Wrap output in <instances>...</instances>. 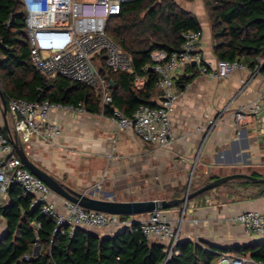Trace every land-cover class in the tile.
<instances>
[{"label":"crops","instance_id":"0c3cea01","mask_svg":"<svg viewBox=\"0 0 264 264\" xmlns=\"http://www.w3.org/2000/svg\"><path fill=\"white\" fill-rule=\"evenodd\" d=\"M173 1L197 18L202 31L198 50L205 62L213 66L217 59L202 0ZM99 67L101 72L100 62ZM250 71H236L227 79L196 74L183 89L176 86L178 97L171 115L173 141L166 149L143 143L130 131H118L108 116L88 112H54L51 117L59 122L60 136L50 142L33 139L22 145L35 166L70 189L79 193L94 191L99 199L111 194L120 202L148 200L143 196L158 190L160 178L162 182L179 181L192 170L205 174L214 169L242 173L250 170V174L264 177V111L259 115L251 114L241 125L232 118L236 108L251 104L264 92V80L261 76L251 78ZM101 75L109 85L108 94H111L113 83L107 79L106 71ZM183 77L190 76H181L175 82ZM160 96V91L156 90L153 103L157 105ZM99 100L102 108L100 97ZM215 118L218 121L208 132L206 125ZM0 127L13 133V118L8 111L3 116L1 102ZM251 189L253 194L246 198L226 194L223 201L204 196L188 202L185 210L181 206L161 211L175 222L183 215L179 242L219 248L254 245L264 242V234L249 235L241 225L231 221L239 213L264 211V195L255 196L259 189ZM51 200L58 210L62 209L60 197L53 195ZM145 217L129 219L135 222ZM120 230L109 227L92 231L100 236H112ZM6 231V223L0 217V237Z\"/></svg>","mask_w":264,"mask_h":264},{"label":"trees","instance_id":"16d2710c","mask_svg":"<svg viewBox=\"0 0 264 264\" xmlns=\"http://www.w3.org/2000/svg\"><path fill=\"white\" fill-rule=\"evenodd\" d=\"M191 1V0H188ZM210 24L213 53L218 60L238 61L249 70L256 59L264 57V0H202ZM156 4L155 8L152 6ZM148 11L152 28L159 40L144 42L141 38V13ZM200 30L197 18L171 0H133L123 6L118 16L109 19L108 37L128 53L133 72L112 73L97 56L101 73L106 71L113 83L112 102L100 108L99 97L89 87L63 77L48 79L36 72L30 61L25 24V12L19 0H0V90L8 106L12 99L28 102L47 100L62 105H82L86 112L109 116L111 107L131 118L140 105L156 106L157 75L147 70L155 50L172 52L183 42V34ZM133 33V35H132ZM144 34V33H143ZM264 73V63L261 66ZM183 77L176 83L179 89L194 77ZM145 77L141 89L134 78ZM8 111V109H7ZM7 134L4 127L1 128ZM258 177L256 174H251ZM218 178H210L209 181ZM245 189L258 188L255 196L264 195V184L241 182ZM8 201L0 207V217L7 227L0 237V264H19L32 253L36 244L40 251L35 259L24 264H217L224 254L248 256L264 262V242L244 247L219 248L190 241L179 242L170 256L158 241L147 240L134 224L112 236H100L92 230L77 228L71 237L57 232L55 222L31 207V197L22 196L21 189L12 185ZM122 219H127L122 217ZM34 223H39L36 229Z\"/></svg>","mask_w":264,"mask_h":264},{"label":"built area","instance_id":"2783aa9c","mask_svg":"<svg viewBox=\"0 0 264 264\" xmlns=\"http://www.w3.org/2000/svg\"><path fill=\"white\" fill-rule=\"evenodd\" d=\"M19 1L25 12L30 61L34 70L48 79L63 77L81 83L92 89L96 96L101 98L103 105H110L112 97L108 94L109 85L101 75L99 62L94 59L102 56L103 64L112 73L133 72L131 56L106 33L109 19L118 16L123 6L133 0ZM201 39V30L188 31L183 34V42L178 50H155L151 53V64L146 69L157 75L155 87L161 93L160 100L154 107L140 105L131 118L111 107L108 119L118 131H130L143 143L166 149L173 141L171 115L178 97L175 82L177 78L198 74L227 79L236 71L248 69L238 61L218 60L213 66L205 62L198 50ZM256 62L257 65L250 71V77L261 76L264 80V73L261 72L264 57L257 58ZM145 82V77L134 78L137 89L143 88ZM7 109L13 118V133L18 135L22 144L33 139L50 142L60 136L59 122L51 117L54 112L86 113L82 105L74 107L47 100L28 102L12 99ZM262 111L264 92L251 104L236 108L232 118L241 125L247 122L251 114L259 115ZM217 121L218 118L211 119L205 129L211 131ZM1 128L0 207L8 201L10 187L17 185L22 196L31 197V207L38 206L43 216L55 222L54 235L61 232L62 235L71 237L77 228L99 231L109 227L131 228L136 224L147 240H155L164 245L168 256L176 252L183 215L175 222L170 220L164 211L157 210L134 222L118 215L89 211L63 199L62 209L58 210L51 200L55 194L24 168L14 151L11 138ZM231 221L241 225L249 235L264 234V211L250 210L239 213ZM34 226L36 229L40 228L39 223H34ZM39 251V245L36 244L32 253L24 256L18 263L30 262L36 258ZM219 263L264 264L261 261H253L248 256L236 257L231 254L222 255Z\"/></svg>","mask_w":264,"mask_h":264},{"label":"water","instance_id":"95a60500","mask_svg":"<svg viewBox=\"0 0 264 264\" xmlns=\"http://www.w3.org/2000/svg\"><path fill=\"white\" fill-rule=\"evenodd\" d=\"M0 102L3 116H5L7 113V105L3 98L1 90ZM6 130L7 134L12 140L14 151L20 159L24 168H26L32 175L40 179L56 196L73 204H77L83 209L98 213L118 215L121 217L141 216L157 210H167L180 205H186L188 202L194 200L200 195L210 190H214L217 187L231 181H241L247 184H264V177H254L251 174L235 173L215 178L199 189L193 192L187 191L183 197L171 200H143L120 202L113 199L111 194H106L104 198L99 199L95 197L94 191H91L89 193L76 192L40 170L29 160L22 143L19 141L18 135L16 133L10 132L9 129Z\"/></svg>","mask_w":264,"mask_h":264},{"label":"rangeland","instance_id":"374dc122","mask_svg":"<svg viewBox=\"0 0 264 264\" xmlns=\"http://www.w3.org/2000/svg\"><path fill=\"white\" fill-rule=\"evenodd\" d=\"M173 1V0H171ZM156 4L152 6V8H155ZM148 11L141 13L139 19L142 20L141 23V38L144 42L146 41H157L159 40V33L155 32L154 29L151 26L149 18L146 16ZM144 33V34H143ZM133 35V33H132ZM235 173H242L238 170H220V169H214L210 172H207L206 174L203 172H199L196 170H192V172H188L187 176L183 178V180L179 181L177 179H174L172 181L168 182H162V179H159V188L158 190H152L147 195L143 196L144 199L148 200H171L175 198H181L185 195L187 191L193 192L203 185L207 184L210 180V178L213 177H222L230 174ZM245 174H250V170H247L244 172ZM251 188L245 189L243 185L241 184V181H231L226 184H223L219 187H217L214 190H210L199 197L195 198L194 200H197L199 198H203L204 196H207L208 198L212 197L214 199H222L223 201L226 200V194H237L236 196L239 198H246L250 197L251 194ZM238 192V193H237ZM139 195H137L138 197ZM205 200V199H204ZM193 201V200H192ZM191 202V201H190ZM182 205L177 206V208H181ZM184 208V205L182 206ZM129 219L130 217H125ZM217 264H220L219 261Z\"/></svg>","mask_w":264,"mask_h":264}]
</instances>
